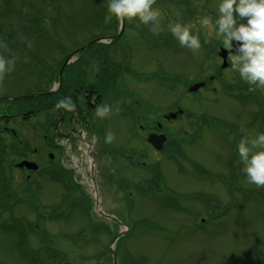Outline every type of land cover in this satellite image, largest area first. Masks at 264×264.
Returning a JSON list of instances; mask_svg holds the SVG:
<instances>
[{
  "label": "rangeland",
  "instance_id": "1",
  "mask_svg": "<svg viewBox=\"0 0 264 264\" xmlns=\"http://www.w3.org/2000/svg\"><path fill=\"white\" fill-rule=\"evenodd\" d=\"M107 4L0 0V43L6 45L0 46V56L15 61L0 79V94L40 90L41 70L76 42L93 38L97 41L91 44L117 43L126 38L134 43L131 65L143 73L127 78L134 85L129 90L147 101L139 100L143 109L149 107L153 117L181 111L186 115L174 121L169 154L157 156L139 135L131 134L128 118L110 114L107 131L120 153L116 151L112 167L106 157L101 163L95 160V192L99 209L118 222L87 203L93 188L89 169L65 145V165L80 168L74 175L80 190L57 182L61 173L55 170H50L55 179L12 187L4 177L8 169L0 166V264H112V252L116 264H264V186L248 182L236 150L241 136L264 133V87L246 90L251 86L229 66L207 90L188 89L221 63L215 55L220 38L198 21L205 14L215 18L216 0H154L164 16L159 30L168 29L170 20L195 25L202 45L196 52L135 17L112 16L105 22ZM106 32L114 36L96 38ZM158 68L162 71L157 77L153 71ZM246 93L254 99L237 97ZM21 134L29 137L25 129ZM140 149L148 155L136 154ZM137 159L148 164L137 166ZM111 174L127 187L105 180ZM153 178L159 184L147 190L149 183H143Z\"/></svg>",
  "mask_w": 264,
  "mask_h": 264
},
{
  "label": "flooded vegetation",
  "instance_id": "2",
  "mask_svg": "<svg viewBox=\"0 0 264 264\" xmlns=\"http://www.w3.org/2000/svg\"><path fill=\"white\" fill-rule=\"evenodd\" d=\"M167 31L168 29L159 30L162 33L159 34L170 35ZM113 35L106 32L96 38ZM91 40L82 44L76 42V45L56 58L53 64L42 69V73H39L41 89L30 93L34 95L0 101V166L4 167L2 171L8 169L9 176L4 177L10 186H20L19 182H25L27 186L37 185L44 177L53 178L50 170L61 173L57 182H62L66 187L73 186L72 171L64 163V145L69 153L74 149L79 151L82 146L86 155L94 162L96 160L101 163L107 155L117 157L119 154L116 151L120 153V150H116L119 145L117 147L114 141L110 144L104 141L112 112L123 119H129L131 134L139 135L148 144L152 154L159 156L163 153L146 141L150 133L165 136L162 151L166 149L169 152L172 148L171 129L174 128V121L182 114L170 117L169 112L158 117L150 116L149 107L143 109L139 103L141 97L133 96L129 87L132 86L134 90V85L129 84L127 78L143 74L131 65L134 43L120 38L121 41L117 43V40L98 41L85 49V44ZM111 49L115 51L111 53ZM232 56H227L229 66ZM216 69L215 65L214 70ZM161 71L158 68L153 72L158 77ZM213 80V75H209L207 79L199 81L207 86ZM214 90L215 88H211V91ZM36 93L42 94L35 95ZM26 94L7 90L0 95ZM61 98H70L74 108L70 111L58 108L57 101ZM105 103L111 104L112 110L97 116L96 108ZM23 129L28 132V138L21 134ZM32 139L36 141L35 145L31 144ZM136 154L143 157L148 152L140 149ZM124 156L131 158L129 152ZM20 162L34 165L30 168L20 167ZM134 164L144 166L146 160L137 159ZM104 177L105 180H110L108 175Z\"/></svg>",
  "mask_w": 264,
  "mask_h": 264
},
{
  "label": "clouds",
  "instance_id": "3",
  "mask_svg": "<svg viewBox=\"0 0 264 264\" xmlns=\"http://www.w3.org/2000/svg\"><path fill=\"white\" fill-rule=\"evenodd\" d=\"M216 16L201 15L198 18L201 28L210 35L220 38L221 45L233 49L231 69L239 73L240 79L250 86L264 87V0H216ZM105 22L112 16L116 18H138L149 22L159 30L160 20L164 18L161 9L154 6V0H108ZM242 18H246L241 22ZM193 23L169 21L168 31L182 47L196 52L201 49L200 34L193 29ZM233 41L239 42L238 44ZM207 43V40H205ZM0 46L6 47L0 43ZM14 59L0 56V79L12 70ZM58 108L72 110L70 98L57 101ZM112 110V105L105 103L96 108V115L102 116ZM114 135L106 132L105 143H111ZM236 150L243 165L242 171L250 184L264 186V133H257L255 138L241 136Z\"/></svg>",
  "mask_w": 264,
  "mask_h": 264
},
{
  "label": "water",
  "instance_id": "4",
  "mask_svg": "<svg viewBox=\"0 0 264 264\" xmlns=\"http://www.w3.org/2000/svg\"><path fill=\"white\" fill-rule=\"evenodd\" d=\"M122 18H123V17H122ZM123 25H124V21L121 19V23H120V31H121V29L123 28ZM117 37H118V36H117ZM95 41H97V40H94V41H91V42L87 43L86 46L90 45L91 43H93V42H95ZM233 43H234V45H235V44H238L239 42L233 41ZM228 53H235V47H234L233 49H223V48H221L219 54H220V56H221V57L223 58V60H224V62H223V64H222V67H224V66L226 65L225 58H226V56H227ZM201 85H202V83H196V84H194L193 86H191V87L189 88V90H190V91H195V90H197V88H199ZM174 115H175V114H172V116H174ZM162 138H163L162 135L150 134V135L148 136V141L151 142V143H152L157 149H161L162 146H160V145H161L162 142H163ZM158 144H159V145H158ZM23 164L26 165V163H24V162H21V163H20V165H23ZM32 165H33V164H31V163L27 164V166H29V168H30ZM94 187H95V186H94ZM99 213H100V214H103V212L100 211V210H99ZM106 216H107V215H106ZM108 217L113 218V217H111V216H108ZM118 236H119V235H118Z\"/></svg>",
  "mask_w": 264,
  "mask_h": 264
},
{
  "label": "trees",
  "instance_id": "5",
  "mask_svg": "<svg viewBox=\"0 0 264 264\" xmlns=\"http://www.w3.org/2000/svg\"><path fill=\"white\" fill-rule=\"evenodd\" d=\"M252 89H253V88L246 89V90H249V91L251 90V91H252ZM248 94L250 95V93H248ZM248 94H247V93H246V94H241L240 96L244 97V99H247V95H248ZM250 98H251V97H250ZM239 99L241 100V97H239ZM154 180H155L154 178L152 179V181H151V180H150V181L148 180V181H149V187H148L149 189H147V190H150L151 187L155 186V183L158 184L157 181L154 183ZM152 190H153V189H152ZM145 192H146V191H145Z\"/></svg>",
  "mask_w": 264,
  "mask_h": 264
}]
</instances>
